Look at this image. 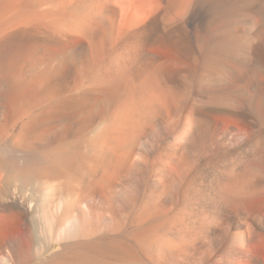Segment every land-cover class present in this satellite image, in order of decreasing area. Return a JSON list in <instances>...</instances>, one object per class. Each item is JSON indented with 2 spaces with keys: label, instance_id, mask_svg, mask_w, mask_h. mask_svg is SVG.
<instances>
[{
  "label": "bare ground",
  "instance_id": "bare-ground-1",
  "mask_svg": "<svg viewBox=\"0 0 264 264\" xmlns=\"http://www.w3.org/2000/svg\"><path fill=\"white\" fill-rule=\"evenodd\" d=\"M0 264H264V0H0Z\"/></svg>",
  "mask_w": 264,
  "mask_h": 264
},
{
  "label": "rangeland",
  "instance_id": "rangeland-1",
  "mask_svg": "<svg viewBox=\"0 0 264 264\" xmlns=\"http://www.w3.org/2000/svg\"><path fill=\"white\" fill-rule=\"evenodd\" d=\"M4 232H2L1 234H3Z\"/></svg>",
  "mask_w": 264,
  "mask_h": 264
}]
</instances>
